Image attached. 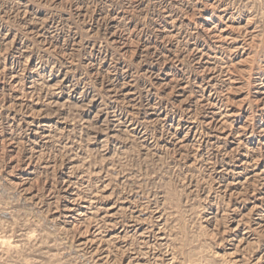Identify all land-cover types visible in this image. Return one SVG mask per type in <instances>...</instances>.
Returning <instances> with one entry per match:
<instances>
[{
  "label": "rangeland",
  "instance_id": "rangeland-1",
  "mask_svg": "<svg viewBox=\"0 0 264 264\" xmlns=\"http://www.w3.org/2000/svg\"><path fill=\"white\" fill-rule=\"evenodd\" d=\"M0 264H264V0H0Z\"/></svg>",
  "mask_w": 264,
  "mask_h": 264
}]
</instances>
